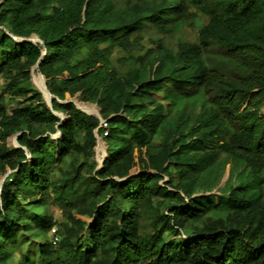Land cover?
I'll return each mask as SVG.
<instances>
[{"label":"trees","instance_id":"trees-1","mask_svg":"<svg viewBox=\"0 0 264 264\" xmlns=\"http://www.w3.org/2000/svg\"><path fill=\"white\" fill-rule=\"evenodd\" d=\"M0 77V264H264V0H0Z\"/></svg>","mask_w":264,"mask_h":264},{"label":"rangeland","instance_id":"rangeland-1","mask_svg":"<svg viewBox=\"0 0 264 264\" xmlns=\"http://www.w3.org/2000/svg\"><path fill=\"white\" fill-rule=\"evenodd\" d=\"M173 29L179 31L180 27L178 25H173ZM181 33H184L186 35H189L190 37H194L192 32L189 29H183L180 31ZM126 54L121 51L117 50V52L113 55L114 64L116 67L121 71H126L129 68V64H125L121 58L125 57ZM35 83V82H34ZM32 83L33 88H36L35 84ZM4 86V80L0 77V92L2 91ZM6 106L8 110L10 111L14 105L15 102L12 98L7 97L5 100ZM231 173V166L223 165L214 170L213 172L207 174L204 178H202L200 182V191L210 190L212 193H221L226 190V186L228 183L229 175ZM159 200L156 199L155 202H158ZM22 203L24 205L25 210L30 215L31 218H33L36 214L41 213L43 210L41 208L31 206L24 202L22 200ZM167 205V202L160 205V209L163 210L164 207ZM51 212L53 216L55 217L57 223H61L64 221L62 214L57 206L51 207ZM56 228H54L48 235L51 239L54 241L57 240V237H54ZM44 233L31 228L28 229L26 232H23L20 234L19 239L20 241L24 242V245H22L19 249L16 250L13 257L10 259L11 264H17L21 260H30V264H40L38 259V245L44 241ZM189 234H186V238L183 240L184 242H187L189 240Z\"/></svg>","mask_w":264,"mask_h":264},{"label":"built area","instance_id":"built-area-1","mask_svg":"<svg viewBox=\"0 0 264 264\" xmlns=\"http://www.w3.org/2000/svg\"><path fill=\"white\" fill-rule=\"evenodd\" d=\"M57 239V238H56Z\"/></svg>","mask_w":264,"mask_h":264}]
</instances>
